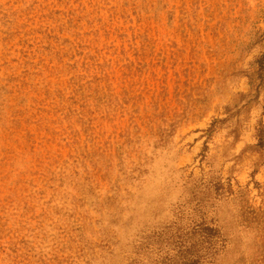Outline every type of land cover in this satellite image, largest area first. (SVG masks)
<instances>
[{"label":"rangeland","instance_id":"obj_1","mask_svg":"<svg viewBox=\"0 0 264 264\" xmlns=\"http://www.w3.org/2000/svg\"><path fill=\"white\" fill-rule=\"evenodd\" d=\"M264 0H0V264H264Z\"/></svg>","mask_w":264,"mask_h":264},{"label":"trees","instance_id":"obj_2","mask_svg":"<svg viewBox=\"0 0 264 264\" xmlns=\"http://www.w3.org/2000/svg\"><path fill=\"white\" fill-rule=\"evenodd\" d=\"M264 62V55L262 56V58L260 59V63Z\"/></svg>","mask_w":264,"mask_h":264}]
</instances>
